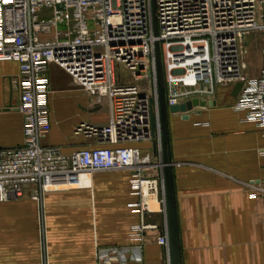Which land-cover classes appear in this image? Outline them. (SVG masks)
<instances>
[{
  "label": "built area",
  "instance_id": "1",
  "mask_svg": "<svg viewBox=\"0 0 264 264\" xmlns=\"http://www.w3.org/2000/svg\"><path fill=\"white\" fill-rule=\"evenodd\" d=\"M0 0V63L19 66V100L24 143L0 150V203L28 192L39 203L47 192L82 187L84 175L130 171L127 206L140 216L131 228L132 248H97L96 264H148L143 249L149 232L164 249L160 264H171L156 79L159 42L168 107L198 94L213 96L219 87L245 83L234 108L246 112L264 136V47L260 72L246 75V39L264 34V0ZM58 66L89 95L95 107L106 103L104 125L81 123L75 136L96 147L64 154L49 146L51 124L49 68ZM122 66L134 82L118 80ZM146 80V84L141 82ZM153 114L156 130L152 131ZM156 141L155 159L131 144ZM155 173V174H154ZM259 199L264 215V177L245 184ZM164 217L159 226L149 222Z\"/></svg>",
  "mask_w": 264,
  "mask_h": 264
},
{
  "label": "crops",
  "instance_id": "2",
  "mask_svg": "<svg viewBox=\"0 0 264 264\" xmlns=\"http://www.w3.org/2000/svg\"><path fill=\"white\" fill-rule=\"evenodd\" d=\"M259 72L260 67L247 77L255 79ZM18 76L17 63H0V150L24 143L23 117L16 110ZM49 78L52 129L45 143L68 155L96 147L94 139L74 131L81 123L106 124V103L95 107L58 66H50ZM232 90L219 87L203 98L215 104L196 108L188 119L170 116L182 264H264L263 206L245 187L264 177V136L246 121V112L234 108ZM130 146L155 159L152 142ZM89 176L90 186L47 192L41 203L29 192L0 203V264H96L97 248H132L131 228L140 216L127 206L133 201L131 172ZM149 222L162 226L165 221L155 215ZM157 236L147 234L143 258L148 264L165 259Z\"/></svg>",
  "mask_w": 264,
  "mask_h": 264
},
{
  "label": "water",
  "instance_id": "3",
  "mask_svg": "<svg viewBox=\"0 0 264 264\" xmlns=\"http://www.w3.org/2000/svg\"><path fill=\"white\" fill-rule=\"evenodd\" d=\"M153 17H154V32L158 36V26L156 21V0H152ZM155 58H156V79L158 90L159 104V125L161 133V168L164 177V193L166 205V222L168 226L170 258L171 264H182V251L180 240V227L177 209V195L174 178V163L172 159L171 136H170V116L182 114L185 119L189 118V114L196 108L211 107L215 103L201 98L198 94L184 103L168 107L166 97L165 75L163 69V60L160 43H155ZM245 83H236L232 90V97L238 99ZM156 120L153 114L152 131L156 130ZM154 156H157L158 146L154 140L152 143Z\"/></svg>",
  "mask_w": 264,
  "mask_h": 264
},
{
  "label": "rangeland",
  "instance_id": "4",
  "mask_svg": "<svg viewBox=\"0 0 264 264\" xmlns=\"http://www.w3.org/2000/svg\"><path fill=\"white\" fill-rule=\"evenodd\" d=\"M247 41L249 42V46L245 54V62L247 64L246 75L252 76L260 67V53H261V49L264 46V35L263 34L249 35L247 37ZM116 76L118 80H123L127 83L134 82L131 75L122 66L119 65L116 66ZM141 84L145 85L146 80H143Z\"/></svg>",
  "mask_w": 264,
  "mask_h": 264
},
{
  "label": "bare ground",
  "instance_id": "5",
  "mask_svg": "<svg viewBox=\"0 0 264 264\" xmlns=\"http://www.w3.org/2000/svg\"><path fill=\"white\" fill-rule=\"evenodd\" d=\"M91 184V176L84 175L81 179V185L83 186H90Z\"/></svg>",
  "mask_w": 264,
  "mask_h": 264
}]
</instances>
